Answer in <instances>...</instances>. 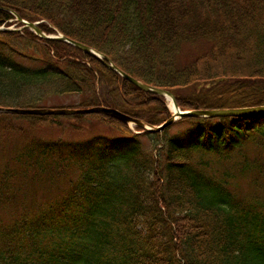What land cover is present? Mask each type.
<instances>
[{"label":"trees","instance_id":"trees-1","mask_svg":"<svg viewBox=\"0 0 264 264\" xmlns=\"http://www.w3.org/2000/svg\"><path fill=\"white\" fill-rule=\"evenodd\" d=\"M12 12L168 90L180 109L264 104V0H0V26L14 24L0 30L1 107L71 96L57 107L103 105L157 125L170 115L162 95L14 29ZM198 43L208 46L183 59L182 45ZM63 117L76 137H29L0 166V264H264V161L245 153L264 154V115L184 117L175 132L104 113L30 124L60 129ZM245 176L252 192L239 195Z\"/></svg>","mask_w":264,"mask_h":264},{"label":"water","instance_id":"water-1","mask_svg":"<svg viewBox=\"0 0 264 264\" xmlns=\"http://www.w3.org/2000/svg\"><path fill=\"white\" fill-rule=\"evenodd\" d=\"M14 19L18 22H21L22 25L19 28H28L34 32L35 35L41 37L43 39H59L65 41L83 53L90 55L100 61L103 65H105L108 69L116 72L122 78L127 80L129 83L133 84L135 87L139 88L142 91L150 92L153 94L162 95L165 98L170 100L172 106V113L171 115L157 125H150L147 124L139 119L132 118L131 116L115 109L112 107H107L103 105L98 106H89V107H77V108H67V107H60V108H49V107H32V108H17V107H1L0 112H11L16 114H31V115H69V114H87V113H104L113 115L127 125H136L141 127V131H149V132H159L164 127L169 126L175 120L184 118V117H250V116H259L264 114V104L260 105H253V106H242V107H230V108H197V109H188V110H180L176 105L173 95L160 87L148 85L129 74L122 71L118 68L109 57L98 52L97 50L89 47L86 44L81 42L72 40L59 32H55L54 34H45L41 31L36 22L26 21L21 19L17 16L14 12ZM3 28L0 27V30Z\"/></svg>","mask_w":264,"mask_h":264},{"label":"rangeland","instance_id":"rangeland-1","mask_svg":"<svg viewBox=\"0 0 264 264\" xmlns=\"http://www.w3.org/2000/svg\"><path fill=\"white\" fill-rule=\"evenodd\" d=\"M14 24H12L10 27L12 28ZM208 45L206 44H197V45H186L183 47L182 45V54H183V59L184 57H193L198 49L202 48H207ZM198 52H200L198 50ZM191 56V57H190ZM76 100V97H71V96H54L50 97L47 101H41L38 104V107H57L60 105H65L69 104ZM165 106L168 107V100H165ZM43 116V115H41ZM39 115H23V114H13V113H3L0 114V166L2 163L6 162L9 160L15 153L19 151V147L21 144H24L23 141L25 142L29 137L33 138H39V139H53L56 138L57 136H61L62 138L65 139H72L76 137L79 133L77 132H68L65 124L68 122V117H63L64 119H60V122L63 124V127L60 129H57L55 127L49 128L46 126L41 125L40 123L35 122L34 125L30 124V119H36L38 118ZM90 121H93L90 119ZM130 126V125H127ZM169 128L170 132H175V131H180L185 128V123H178V124H171ZM100 127V128H99ZM98 132L104 133V134H109L113 133L110 129L105 128L101 125H99ZM85 128V126H84ZM132 128V127H131ZM81 138V137H78ZM23 140V141H22ZM246 156L248 158H258L259 160L264 161V154L258 152L255 149L247 148L246 149ZM235 191L238 192L239 195L242 193H251V187L250 184L248 183V177H240L238 180L235 181ZM36 195H39L36 197ZM45 195H48L45 194ZM42 192L35 194L36 199H41L45 196ZM5 217V216H4Z\"/></svg>","mask_w":264,"mask_h":264},{"label":"bare ground","instance_id":"bare-ground-1","mask_svg":"<svg viewBox=\"0 0 264 264\" xmlns=\"http://www.w3.org/2000/svg\"><path fill=\"white\" fill-rule=\"evenodd\" d=\"M168 100V107L171 109V111H172V106H171V103H170V101H169V99H167Z\"/></svg>","mask_w":264,"mask_h":264}]
</instances>
